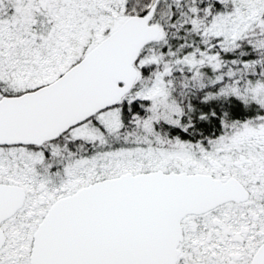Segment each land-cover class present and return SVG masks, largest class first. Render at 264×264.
Listing matches in <instances>:
<instances>
[{
  "label": "snow or ice",
  "instance_id": "obj_1",
  "mask_svg": "<svg viewBox=\"0 0 264 264\" xmlns=\"http://www.w3.org/2000/svg\"><path fill=\"white\" fill-rule=\"evenodd\" d=\"M0 264H264V0H0Z\"/></svg>",
  "mask_w": 264,
  "mask_h": 264
}]
</instances>
